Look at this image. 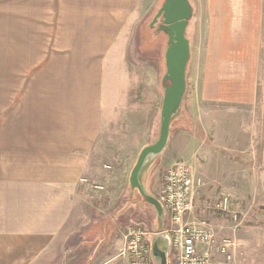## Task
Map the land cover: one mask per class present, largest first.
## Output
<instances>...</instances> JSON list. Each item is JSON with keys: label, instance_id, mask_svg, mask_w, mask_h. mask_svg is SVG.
Masks as SVG:
<instances>
[{"label": "rangeland", "instance_id": "1", "mask_svg": "<svg viewBox=\"0 0 264 264\" xmlns=\"http://www.w3.org/2000/svg\"><path fill=\"white\" fill-rule=\"evenodd\" d=\"M188 1L187 90L144 186L159 198L166 171L187 164L201 183L191 218L211 224L219 238L234 239L243 263L264 264V0ZM164 3L0 0L3 131L19 121L31 137L46 135L56 124L50 113L65 112L69 86L103 87L102 106H95V96L94 108L82 102L86 114L98 109V116L85 119L94 139L88 182L78 196L83 245L111 250L110 264H126L129 227L160 229L155 207L130 193L129 176L141 150L160 134L169 35L160 29L163 16L151 24ZM218 173L220 185L211 187ZM225 194L238 222L213 209ZM169 253V264H176Z\"/></svg>", "mask_w": 264, "mask_h": 264}, {"label": "crops", "instance_id": "2", "mask_svg": "<svg viewBox=\"0 0 264 264\" xmlns=\"http://www.w3.org/2000/svg\"><path fill=\"white\" fill-rule=\"evenodd\" d=\"M97 76L94 71L91 78ZM71 87L63 101L65 112L50 113L56 124L46 135L38 132L31 137L19 121L5 128V134L0 120V264H110L114 260L111 250L83 245L78 196L88 182L84 174L94 139L85 119L98 116V109L86 114L82 102L94 108L95 96V106H102L103 87ZM202 173L205 179L210 177ZM220 178L218 173L210 186L217 188ZM237 255L236 264H247ZM121 259L128 264L127 258Z\"/></svg>", "mask_w": 264, "mask_h": 264}, {"label": "built area", "instance_id": "3", "mask_svg": "<svg viewBox=\"0 0 264 264\" xmlns=\"http://www.w3.org/2000/svg\"><path fill=\"white\" fill-rule=\"evenodd\" d=\"M200 185L195 183L190 167L183 162L169 168L164 175L159 192L165 210L163 233L171 236V252L175 254L176 264H236L235 240L219 238L211 224L191 218ZM213 209L230 214L234 222L240 219L232 198L227 195L219 197ZM149 234L141 225L128 228L124 249L128 264H152Z\"/></svg>", "mask_w": 264, "mask_h": 264}, {"label": "water", "instance_id": "4", "mask_svg": "<svg viewBox=\"0 0 264 264\" xmlns=\"http://www.w3.org/2000/svg\"><path fill=\"white\" fill-rule=\"evenodd\" d=\"M163 16V25L160 29L169 35V46L165 54L167 72L163 78L165 93L161 112V127L158 140L145 146L132 168L129 183L130 193L135 192L140 201L155 207L159 220L160 231L164 228L165 210L162 202L145 189L148 171L166 150L172 124L181 113L183 100L187 90V67L190 60V43L186 38V28L192 17V8L188 0H165L164 5L154 18V22ZM147 185V184H146ZM134 196V195H133ZM132 196V197H133ZM150 254L153 264H169V250L171 236L161 233L148 236Z\"/></svg>", "mask_w": 264, "mask_h": 264}, {"label": "trees", "instance_id": "5", "mask_svg": "<svg viewBox=\"0 0 264 264\" xmlns=\"http://www.w3.org/2000/svg\"><path fill=\"white\" fill-rule=\"evenodd\" d=\"M160 231V230H159ZM149 232V231H148ZM149 233H152V232H149Z\"/></svg>", "mask_w": 264, "mask_h": 264}]
</instances>
